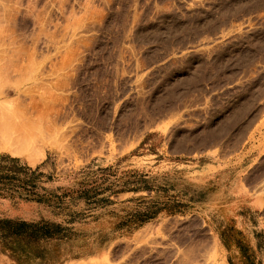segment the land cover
Segmentation results:
<instances>
[{"label": "rangeland", "instance_id": "obj_1", "mask_svg": "<svg viewBox=\"0 0 264 264\" xmlns=\"http://www.w3.org/2000/svg\"><path fill=\"white\" fill-rule=\"evenodd\" d=\"M0 106V264H264V0H0ZM154 133L237 191L104 229L141 176L87 167Z\"/></svg>", "mask_w": 264, "mask_h": 264}, {"label": "crops", "instance_id": "obj_2", "mask_svg": "<svg viewBox=\"0 0 264 264\" xmlns=\"http://www.w3.org/2000/svg\"><path fill=\"white\" fill-rule=\"evenodd\" d=\"M149 137L148 140L144 138V143L139 146L135 147L138 141L134 146L123 150L121 153L135 147L126 156L108 159L107 162L94 158L90 163L91 167H87L88 172L91 173L100 166H109L116 173L131 169L141 176L132 189L126 188L120 192H112L111 189L110 199L103 203L101 213L99 212L104 218V229L111 230L113 226L118 225L116 224L118 222L123 226L120 232L135 231L155 217L174 214L176 204H179V208H182L184 212L191 209L185 203H194L196 210H200L203 205L216 208L217 201L215 202L214 198L206 200L202 197L204 194L209 196L206 182L212 176L214 178L219 176L222 181H225L223 186L219 185L222 194L225 195L227 191L233 189L237 191L239 184L233 186L232 181L240 174L243 175L241 171L243 167L238 162L224 163L208 153L185 158L176 154L166 156L161 150L163 146H160V140L158 142V134L154 133ZM43 167L42 170L48 172L51 164L45 162ZM180 203L184 204L183 207ZM229 206L237 207L233 202L222 205L224 208ZM144 218L147 219L144 220ZM224 226L226 227V224Z\"/></svg>", "mask_w": 264, "mask_h": 264}, {"label": "bare ground", "instance_id": "obj_3", "mask_svg": "<svg viewBox=\"0 0 264 264\" xmlns=\"http://www.w3.org/2000/svg\"><path fill=\"white\" fill-rule=\"evenodd\" d=\"M2 106H0V109H1ZM1 114V113H0ZM11 125H6L4 128H10ZM3 147H7V146H3Z\"/></svg>", "mask_w": 264, "mask_h": 264}]
</instances>
